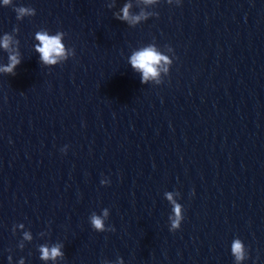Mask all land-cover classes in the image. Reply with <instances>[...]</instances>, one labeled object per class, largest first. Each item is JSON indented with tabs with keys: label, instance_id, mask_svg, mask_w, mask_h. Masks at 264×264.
<instances>
[{
	"label": "water",
	"instance_id": "obj_1",
	"mask_svg": "<svg viewBox=\"0 0 264 264\" xmlns=\"http://www.w3.org/2000/svg\"><path fill=\"white\" fill-rule=\"evenodd\" d=\"M5 37L0 264H264V0H0Z\"/></svg>",
	"mask_w": 264,
	"mask_h": 264
},
{
	"label": "clouds",
	"instance_id": "obj_2",
	"mask_svg": "<svg viewBox=\"0 0 264 264\" xmlns=\"http://www.w3.org/2000/svg\"><path fill=\"white\" fill-rule=\"evenodd\" d=\"M146 2H152V0H146ZM5 4L9 3V0H4ZM19 13L21 16L31 14L30 10L27 8H20ZM123 19H128V6L124 8ZM138 19V18H137ZM36 38L41 42L42 46L37 47V51L41 54V59L46 64H55L57 62L56 58L60 57L64 53L63 45L61 44V36H49L47 33H38ZM9 38L5 37L2 45L5 49L8 48ZM10 63L3 68V71L8 74H13L15 67L20 63L16 56H10ZM162 59L161 55L156 52L152 47L145 48L144 50L135 53L131 58V64L133 68L143 72V81H147L150 76L156 75V67L160 60ZM168 199L171 201V194L168 195ZM174 211L176 213L177 219L173 221V228L179 227V217H180V207L179 205L174 206ZM107 215V212H105ZM93 226L100 230L102 229L103 221L100 217L93 215L92 218ZM29 238V237H25ZM42 259H55L57 256L61 255V252L58 247H53L51 250L47 248H42ZM232 253L236 256L237 260L243 258L242 254V245L239 240H235L232 244Z\"/></svg>",
	"mask_w": 264,
	"mask_h": 264
}]
</instances>
